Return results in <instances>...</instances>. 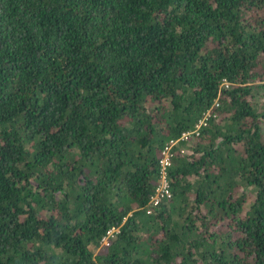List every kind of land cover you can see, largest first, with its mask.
Returning a JSON list of instances; mask_svg holds the SVG:
<instances>
[{"label": "trees", "instance_id": "1", "mask_svg": "<svg viewBox=\"0 0 264 264\" xmlns=\"http://www.w3.org/2000/svg\"><path fill=\"white\" fill-rule=\"evenodd\" d=\"M0 264H264V0H0Z\"/></svg>", "mask_w": 264, "mask_h": 264}, {"label": "built area", "instance_id": "2", "mask_svg": "<svg viewBox=\"0 0 264 264\" xmlns=\"http://www.w3.org/2000/svg\"><path fill=\"white\" fill-rule=\"evenodd\" d=\"M224 85L227 86L226 81L224 82ZM207 115L208 112L198 120L192 130L183 132L178 139L170 140L162 149L161 158L159 160L160 182L158 187L156 188V193L151 197L153 205H157L161 197H169L171 194L168 189L167 170L169 167H171L174 158L172 152L173 147L179 142H187L188 137L194 138L195 136H198L200 129L206 124ZM178 151L183 154L185 153V148L182 147V149L179 148L178 150H174V154H176Z\"/></svg>", "mask_w": 264, "mask_h": 264}, {"label": "rangeland", "instance_id": "3", "mask_svg": "<svg viewBox=\"0 0 264 264\" xmlns=\"http://www.w3.org/2000/svg\"><path fill=\"white\" fill-rule=\"evenodd\" d=\"M192 142H194V138H192V137H188V140H187V143H192ZM186 143V142H185ZM182 147H184V145H182V144H177V145H175L174 147H173V150H178L179 148H181L182 149ZM185 148V147H184ZM110 233H114V231L112 230Z\"/></svg>", "mask_w": 264, "mask_h": 264}]
</instances>
